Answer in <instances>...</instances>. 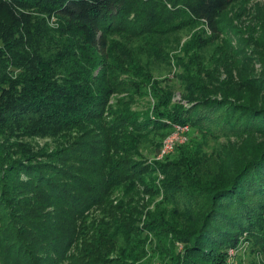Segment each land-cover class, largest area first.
Here are the masks:
<instances>
[{
    "label": "trees",
    "instance_id": "16d2710c",
    "mask_svg": "<svg viewBox=\"0 0 264 264\" xmlns=\"http://www.w3.org/2000/svg\"><path fill=\"white\" fill-rule=\"evenodd\" d=\"M155 2L0 0V264H108L105 253L119 234L130 236L135 229L139 186L145 193L157 191V180L147 175L164 174L167 190L189 192L197 182L176 161L136 158L152 133L179 123L216 138L264 134V104L236 103L223 90L222 98H211V88L202 83L199 91L187 89L185 103L156 92V103L146 111L133 108L143 92L136 78L142 73L133 67L135 55L113 50L111 35L153 34L152 25L160 21L148 10L157 8ZM163 2L215 33L220 14L234 0ZM29 10L55 15L59 27L47 29L44 18ZM255 87L264 88V81ZM120 93L125 96L112 103ZM41 137L52 138V146L25 141ZM214 184L199 227L183 231L179 249L171 241L163 246L161 255L170 264H226L227 249L243 238L264 254V144L232 158ZM122 186L125 192L114 203ZM92 210L102 212V219L93 218ZM151 221L165 230L154 216ZM94 228L96 237L86 239ZM87 240L96 245L85 247ZM137 247L129 255L135 259L143 256Z\"/></svg>",
    "mask_w": 264,
    "mask_h": 264
},
{
    "label": "rangeland",
    "instance_id": "374dc122",
    "mask_svg": "<svg viewBox=\"0 0 264 264\" xmlns=\"http://www.w3.org/2000/svg\"><path fill=\"white\" fill-rule=\"evenodd\" d=\"M155 1L157 8L148 10L149 13L153 11L157 17L155 20L160 21L152 25V30L157 27L152 31L153 34L132 36L121 32L122 34L111 35V39H114L111 43L113 50L128 56L135 55L133 67L136 66L142 73L136 78L144 85L143 92L141 96L134 98L133 108L146 111L150 104L156 103V92H167L171 94L173 102H184L182 99L189 96L187 89L199 91L201 83L211 88L208 95L211 98H222L224 95L220 90H223L226 97L236 103L252 100L257 105L264 104V88L255 87L256 83L264 81V0H234L220 14L217 23L219 31L215 33L204 22L181 15L179 7L166 2L160 6L159 0ZM29 12L33 16L44 18L47 29L56 30L59 27L55 15L48 16L36 10ZM17 32L24 33L21 30ZM125 93L115 94L111 102L125 96ZM190 98L197 99L192 95ZM209 131L212 132L211 129ZM76 133L73 132V137H78ZM25 141L40 147L53 144V139L48 137L26 138ZM168 141L171 142L170 147L166 146ZM261 144H264V134L216 138L213 134L202 133L201 129L179 123L152 133L150 138L144 139L140 144L142 154L136 158H142L147 163L176 161L175 163H180L189 170L197 182L190 184L189 192L180 191L179 187L167 190L161 184L166 179L164 174L157 171L147 175H152L157 180V191L154 190V194L145 193L143 186H139L141 195L139 203L135 205L137 217L131 219L135 224L134 231L131 230L133 234H119L121 237L116 238V246L112 245L111 251L105 253L109 256L103 262L170 264L161 255L163 246L168 247L166 242L171 241L177 249L181 247L179 238L193 227L198 228L202 216L207 212L209 187L215 185L216 179L223 175L232 158L244 157ZM232 155L234 157L231 158ZM22 175L26 177L25 174ZM124 192L123 186L115 190L112 200L117 201L114 203L119 201ZM185 199L190 202L187 203ZM92 211L89 213L93 218L102 219L104 216L99 210ZM153 216L164 224L165 230L157 228V222L151 221ZM100 219H89L88 222L97 224ZM94 231L95 228L88 230L86 239L96 237ZM249 242L243 238L236 248H228L226 264H264V254L259 251V245ZM81 245L82 243L79 247ZM92 245L96 244L89 240L84 243L85 247L90 248ZM137 245L141 247L140 253L143 256L135 259L129 255L132 251H138ZM73 253L77 257V252ZM80 258L83 261L85 259Z\"/></svg>",
    "mask_w": 264,
    "mask_h": 264
},
{
    "label": "built area",
    "instance_id": "2783aa9c",
    "mask_svg": "<svg viewBox=\"0 0 264 264\" xmlns=\"http://www.w3.org/2000/svg\"><path fill=\"white\" fill-rule=\"evenodd\" d=\"M166 146H168V147H170L171 146V142L170 141H168V143H167V145ZM166 151V149L165 150H163V152H165Z\"/></svg>",
    "mask_w": 264,
    "mask_h": 264
}]
</instances>
